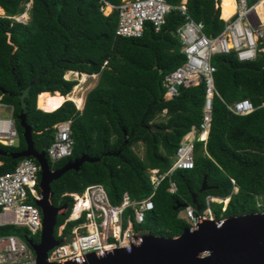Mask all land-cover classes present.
Segmentation results:
<instances>
[{"label":"trees","instance_id":"trees-1","mask_svg":"<svg viewBox=\"0 0 264 264\" xmlns=\"http://www.w3.org/2000/svg\"><path fill=\"white\" fill-rule=\"evenodd\" d=\"M31 1L30 20H15L13 17L23 15ZM103 1L119 6L123 0ZM166 1L173 6L182 2ZM104 2L0 0L6 12L5 17L0 16V103L13 106L20 138L18 147L0 144V149H26L19 120L25 113L38 152H47L54 142L56 124L72 121L73 153L55 164L48 158L52 169L84 154L100 159L86 162L80 170H71L53 182L51 202L55 207L69 206L57 219L56 237L74 206L67 194L101 184L113 205L121 203L126 193L136 201L149 197L153 192L149 171L167 174L182 142L195 135L203 118V83L182 87L180 97L173 100L165 97V76L186 61L177 35V29L186 22L182 12L172 11L159 32L147 25L141 38H123L115 34L118 12L105 15ZM250 2L254 5L258 0ZM218 3L187 2L188 14L204 24L208 37H217L225 28ZM212 64L217 69L219 96L213 101L206 151L202 142H196L194 168L177 170L161 182L153 198L154 210L143 224L148 227L147 235L181 236L191 224L185 208L175 210V205L192 206L203 213L210 195L230 198L225 211L222 204H211V209L212 205L219 207L212 209L217 221L264 212V52L252 62H239L235 53L215 55ZM68 72L80 81L86 75L100 76L82 111L66 100L77 85L65 78ZM241 100H250L255 111L239 116L228 110L227 105ZM140 144L145 147L144 158L134 148ZM20 161L0 155V175L12 172ZM205 178L210 189L200 193ZM231 179L237 184V192ZM171 182L178 188L174 194L169 191ZM259 199L261 208L256 206ZM78 223L69 222L63 236L69 237ZM8 235L26 238L28 233L14 226L0 227V236Z\"/></svg>","mask_w":264,"mask_h":264},{"label":"built area","instance_id":"built-area-1","mask_svg":"<svg viewBox=\"0 0 264 264\" xmlns=\"http://www.w3.org/2000/svg\"><path fill=\"white\" fill-rule=\"evenodd\" d=\"M104 2L103 0H99ZM217 10L221 18L222 2L218 0ZM237 13L225 21L220 35L208 37L203 32L204 24L194 21L188 14L187 2L173 6L166 0H123L119 6H113L118 12L116 36L123 38H141L147 25L159 32L166 23L167 16L179 10L186 17L185 24L177 29V35L186 55L184 65L165 76L164 88L167 100L180 97L182 87L205 85L206 95L203 106L202 122L192 138H186L179 147L170 171L159 176H152V194L136 201L126 193L121 203L110 202L105 187L101 184L88 186L82 193L67 194L74 200L73 209L59 228L57 239L60 244L49 252V263L81 264L85 256L98 253L101 256L113 252L131 253L138 248L144 235L136 232L154 210L153 198L156 190L166 176L171 177L177 170H192L195 166V145L202 142L206 151L213 122V101L219 96L215 86L216 67L212 64L215 55L235 53L239 62L255 61L260 52H264V21L255 12V6H249L248 0H236ZM105 7L109 3L104 2ZM104 7V8H105ZM103 8V10H104ZM0 106L7 105L0 103ZM228 110L239 116H246L255 111L250 100H241L227 105ZM55 140L47 150V156L55 164L73 153L74 140L72 121H64L54 126ZM19 133L15 120L0 118V144L7 147L17 145ZM41 167L33 158L22 159L16 168L5 175H0V227L14 226L25 229L28 237L41 234L43 215L37 202L43 197L39 188ZM234 192L239 189L231 179ZM177 185L171 182L170 192H177ZM227 200V199H226ZM226 200L210 195L206 198V210L200 213L195 207L185 206V217L191 228H197L204 218L215 220L211 204H222L225 211ZM261 201L256 205L262 207ZM77 206H81L76 215ZM74 214L76 215L74 217ZM69 222H79L74 226L69 237L64 231ZM0 264H38L36 253L25 238L17 235L0 236Z\"/></svg>","mask_w":264,"mask_h":264},{"label":"water","instance_id":"water-1","mask_svg":"<svg viewBox=\"0 0 264 264\" xmlns=\"http://www.w3.org/2000/svg\"><path fill=\"white\" fill-rule=\"evenodd\" d=\"M110 6L113 8V5ZM2 16H6L5 10ZM13 18L22 21L24 14ZM19 120L24 130L26 149L12 153L0 149V154L9 156L13 160L34 158L40 165L39 188L43 199L37 202V205L41 208L43 215L41 241L36 244L32 237L27 236L25 239L36 253L38 264H58L49 263L47 256L60 244L55 234L57 219L67 213L69 206H54L51 202L54 196L52 184L67 172L80 170L84 163H93L100 159L84 154L59 169H52L47 152H38L35 148L34 131L33 127L27 123V115L23 113ZM209 189L207 178H205L200 193ZM196 198L197 194H194V203ZM181 208L186 207L180 203L175 205V210ZM229 219H232L230 223L221 226L199 224L198 228H187L181 236L173 238L146 235L141 245L129 254L120 251L105 256L91 253L85 256L81 264H264V212Z\"/></svg>","mask_w":264,"mask_h":264},{"label":"bare ground","instance_id":"bare-ground-1","mask_svg":"<svg viewBox=\"0 0 264 264\" xmlns=\"http://www.w3.org/2000/svg\"><path fill=\"white\" fill-rule=\"evenodd\" d=\"M182 2L185 4L186 2H188V0H182ZM181 2V3H182ZM221 2H222V13H221V18L222 19H224V20H229V19H231L236 13H237V8H238V5H237V2H236V0H221ZM249 4V3H248ZM253 6V5H252ZM254 6H255V12L257 13V15L260 17V19L262 20V21H264L263 19H264V0H258V2L256 3V4H254ZM112 7H110V6H107L106 7V9H105V13H106V15H109V14H111V12L113 11V8L111 9ZM260 9H262V13L259 11ZM4 14V10H3V8L2 7H0V15H3ZM92 77H96V76H92ZM88 78H89V76L88 75H86V76H84L82 79H81V81H80V79H79V81H80V83L81 84H84V83H86L87 82V80H88ZM91 78V77H90ZM92 79V78H91ZM90 80V79H89ZM91 83V82H90ZM85 85V84H84ZM84 85H83V87H84ZM80 87L81 86H76L75 88H74V91L73 92H71L70 94H68L67 96H66V100H68V101H71V102H74L76 105H77V107H79L80 109H82L83 108V106H85L84 105V102H85V99H84V95L82 96V94H81V89H80ZM86 87V86H85ZM85 89V88H84ZM96 89V88H95ZM84 91V90H83ZM83 93V92H82ZM62 107V106H61ZM219 200H220V198H219ZM228 200V202H226V203H229V201H230V199L228 198L227 199ZM226 200V201H227ZM80 210H81V206H77V208H76V211H77V213H76V215L80 212ZM75 214H74V217L76 216ZM231 220L232 219H226V220H224V221H215V220H212V219H209L208 217L207 218H204L203 219V221H202V225H206V226H221L222 224H227V223H230L231 222ZM198 228V227H197ZM69 262H72V261H69ZM67 263V262H66ZM62 264H64V263H62Z\"/></svg>","mask_w":264,"mask_h":264},{"label":"rangeland","instance_id":"rangeland-1","mask_svg":"<svg viewBox=\"0 0 264 264\" xmlns=\"http://www.w3.org/2000/svg\"><path fill=\"white\" fill-rule=\"evenodd\" d=\"M32 3V2H31ZM31 3L30 4H27L26 5V11H25V13H24V21H28V20H30V10H31V7H32V5H31ZM253 4V2H250L249 3V6H251ZM111 7V6H110ZM106 8V7H105ZM105 8H104V14L106 15V13H105ZM112 9V8H111ZM238 9V8H237ZM261 13H262V9H260L259 10ZM0 16H2V15H0ZM264 20V19H263ZM211 38H213V37H211ZM72 74H74L73 72H68L66 75H65V78L67 79V80H73V81H76L77 82V87L78 86H81L80 87V89H81V94H82V96L84 95V99H86L87 98V95L89 94V92L90 91H92L96 86H97V84H98V82H99V78H100V76L99 75H94V76H96V77H92L93 75H88L89 76V78H88V80H87V82L86 83H84V84H81L80 82H79V78L78 77H74ZM92 79H91V78ZM90 79V80H89ZM91 82V83H90ZM83 85H84V87H83ZM75 86V87H76ZM86 86V87H85ZM74 87V88H75ZM85 88V89H84ZM84 90V91H83ZM73 91H74V89H73ZM72 91V92H73ZM83 92V93H82ZM74 103V102H73ZM75 104V103H74ZM75 106H76V108L77 109H80L79 107H77V105L75 104ZM37 109H38V106H37ZM40 110V109H39ZM81 110V109H80ZM11 113H12V110H11V108H7V107H3V106H0V118H10V116H11ZM135 148V150H136V152L142 157V158H144L145 157V147L142 145V144H140V145H138V146H135L134 147ZM175 159V158H174ZM149 175H150V181H151V178H152V176L154 177H156V176H159V173L157 174L156 172H155V170H150L149 171ZM259 201H261V199H259ZM226 202H228V200L226 201ZM260 204H262V203H260ZM219 209V207H216V206H214V205H212V209L214 210V211H216V210H218ZM261 212H263V211H261ZM224 221V220H223ZM136 232L139 234V235H144V236H146L147 235V233L149 232L148 231V227H144V225H141L140 227H138V226H136ZM32 237V239H33V241L36 243V244H39L40 243V241H41V234H37L36 236H31Z\"/></svg>","mask_w":264,"mask_h":264},{"label":"crops","instance_id":"crops-1","mask_svg":"<svg viewBox=\"0 0 264 264\" xmlns=\"http://www.w3.org/2000/svg\"><path fill=\"white\" fill-rule=\"evenodd\" d=\"M32 2V1H31ZM30 2V3H31ZM29 3V4H30ZM33 3V2H32ZM32 3H31V5H32ZM85 103H86V99H85V102H84V105H85ZM4 104V103H3ZM5 105H7V108H11V110H12V113H11V116L14 118V108H13V106H11V105H8V104H5ZM84 107L85 106H83V108L80 110V109H78V110H80V111H82L83 109H84ZM10 116V117H11ZM15 120V119H14ZM17 128V127H16ZM19 141H20V138L18 139V141H17V145L16 146H14V147H18L19 146ZM2 145V144H1ZM4 146V145H3ZM7 147V146H6ZM2 150V149H1ZM8 153H12V152H8ZM1 155V154H0ZM3 156V155H2ZM47 158H48V156H47ZM24 159V158H23ZM34 159V158H33ZM22 160V159H21ZM35 160V159H34ZM36 161V160H35ZM37 162V161H36ZM38 163V162H37ZM0 165H2V163L0 162ZM52 168V167H51ZM228 199V198H227ZM230 199V198H229ZM224 200H226V199H224Z\"/></svg>","mask_w":264,"mask_h":264}]
</instances>
